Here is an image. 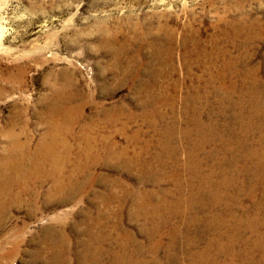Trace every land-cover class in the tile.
Instances as JSON below:
<instances>
[{"label": "rangeland", "instance_id": "obj_1", "mask_svg": "<svg viewBox=\"0 0 264 264\" xmlns=\"http://www.w3.org/2000/svg\"><path fill=\"white\" fill-rule=\"evenodd\" d=\"M231 24L245 30L235 33ZM229 63L237 74L223 72ZM247 80L264 94V0H0V264H50L54 254L57 264H84L79 256L89 247L116 251L127 261L196 264L210 240L201 224L223 216L224 207L208 204L195 220L184 213L189 183L202 184L187 166L190 148L205 177L223 162L222 149L233 147L214 139L200 147L196 112L201 109L202 122L212 124L207 113L214 111L222 126L235 116L230 104L241 100L248 114L251 106L241 96L252 92L242 86ZM223 87L227 94L219 91ZM221 96L226 102L218 106ZM222 110L224 116L217 114ZM258 123L254 137L263 139L264 122ZM215 128L227 134L225 126ZM211 152L218 155L205 160ZM20 157L25 168L14 163ZM158 165L160 187L176 191L171 203L182 204L181 213L152 235L151 216L140 211L136 217L135 199L139 191L159 188L142 183ZM223 172L236 188L235 168L217 169L213 180ZM58 181L61 187H55ZM236 184L244 191L234 216L246 221L254 216L246 196L251 186ZM256 201L264 220V196ZM191 221L189 233L174 243L170 230L185 232ZM263 232L264 225L255 233ZM125 233L134 241L123 240ZM216 234L222 242L233 235L226 227ZM240 237L250 242L255 235ZM125 242L131 253L122 249ZM248 246L240 242L236 252ZM139 250L140 256L133 252ZM219 261L242 259L227 254ZM104 263L113 264L109 258Z\"/></svg>", "mask_w": 264, "mask_h": 264}, {"label": "bare ground", "instance_id": "obj_2", "mask_svg": "<svg viewBox=\"0 0 264 264\" xmlns=\"http://www.w3.org/2000/svg\"><path fill=\"white\" fill-rule=\"evenodd\" d=\"M248 20H250V19H248ZM248 20L246 21V23L249 22ZM238 26L236 27L235 25L231 24V27H229V28L231 30L233 29L234 32H235V30H239V28H240V30H245V28L243 29V27L241 29L240 25H238ZM259 32H261V31H259ZM235 33H237V32H235ZM238 34H239V32H238ZM251 36H252V34H251ZM232 37H233V35H232ZM184 39H185V41H187V40L190 39V37L186 36ZM172 40H173V38H172ZM247 60H248V58H247ZM226 71H232V72L237 74L238 72L236 70V64L235 63L226 64L224 66L223 72H226ZM255 71H256V69H255ZM247 73H248L249 76L253 77V70H252V74H251V71L249 69L247 70ZM246 77H248V76H246ZM254 82H256V81L247 80L242 85L243 87L247 88L248 92L252 91L251 94H249V96H246V95L244 96L243 94L241 95L242 98L244 97L243 98V102L245 101V104L248 103V105L251 106V109L249 110L248 114H245L244 109H243V107L241 105H243L245 107H246V105H244V103H242L241 100H240V103L238 101L237 103L235 102V103L230 104V106H232L233 109L235 110V116L233 118L229 119L230 122H228V123L226 122L225 124L223 123L224 125H222V126H219L213 120V118L216 116V115L214 116V113H212L214 111H212V112L210 111L209 113H207V116H208L207 119L212 124H204L202 122V118L204 117V112H201V109H198L197 112H196L197 116L200 118V120H199L200 123L196 121L197 128H198L199 132L202 134V137L200 139V147L205 146L207 143L210 142L211 139H214L216 141L219 140L221 142V145L233 146L232 148H226L225 147V148L222 149L223 157L220 160H222L223 162L220 164V166H218L216 164L211 166L210 167V172H211L210 175H206L205 177H204V175L201 174L202 173L201 170L204 169V166H203V164H200V162H198L197 159H196L197 158V154H195V147L191 146V148H190V150L193 151V152H191V154H189L190 157L187 160V166L189 168H191L195 174H197L194 179L199 181V183H202V184H200V186L198 188H196V186H194V182H190L189 183L188 190L190 191V197H189V200L187 201V206H188L187 211H184V213H186L187 216H190L191 219L195 220V219H197L195 217L197 216L196 214H197V210L198 209H202L205 212H207V209H208V211H209L208 204L211 207H213V209L211 208L212 210H214V209L216 210L219 206H222V205L224 207V209H223L224 213L222 212V215L224 217L223 216H216V215H218V214H216L215 216H213V217H215L216 221L211 220L205 225L201 224V225L204 226V232H206V234L209 236L208 238H210V240H209L208 247L205 250V252L203 251V252H201V253H199L197 255V258L195 259L196 264H229V263H226V262L222 263V262L219 261V258H221V257H223V256H225L227 254L230 255L231 257L234 256V254L236 256L240 257L242 259V262L240 264H264V232L262 234H260V235H256V233H255L257 231V227L258 226H262L263 227V225H264V220L259 215V210L260 209H258L261 206V204L256 201L261 196H264V138L263 139H261V138L260 139H256L254 137L255 133H254V129H253V127L258 123V120H260L261 122H264V94H262L260 89L256 88V87H259L258 86L259 84L257 85V83L255 84ZM232 85L235 86L236 84H232ZM249 89H250V91H249ZM247 90H245V91H247ZM219 91L222 92L223 94H227L228 90H226V87L225 88L223 87ZM207 101H208V99H207ZM207 101H206V105L208 104ZM185 102L187 103V100H185ZM219 102L220 103H218V106H223L225 104L226 100H225V98H222V96H221V98L219 99ZM188 104H189V101H188ZM208 109H209V106L204 107V109L202 111H204V110L208 111ZM237 109L239 110V113H238ZM223 110L221 111V113L217 112V114H219V115L222 114L221 116H224L225 114H224ZM81 114H79V117H81L80 116ZM245 119L248 120L249 125L244 124V120ZM215 126H217V127L225 126V130H226L227 134H224V133H221L219 131H216ZM260 126L262 127L261 129L264 130V123L261 124ZM184 133H185V136L189 138L190 132L187 131V129H185ZM252 140L258 143V144H256V145L259 146L258 149H255L250 144V142ZM85 151H87V150H85ZM22 155L23 154H21V156ZM88 155L90 156V153ZM217 155L218 154H215L214 152H211L209 154H205V160L213 159ZM92 160H93V158H92ZM131 160H132V158H131ZM93 161H95V160H93ZM152 161H154V160H152ZM23 162H24V159L22 157H20V159H18V164L16 163V161H14V163L16 165L19 166V163H21V164H23L22 168H25ZM161 162H163V161H160V163ZM144 163H145V161H144ZM58 166L60 167V165H56V167H58ZM146 167H147V165H146ZM225 167H228L230 169L231 168H235L236 172L233 175H236V176L239 177V180H240L242 185H244V183L246 181H249V184L251 186V189L246 192L247 193L246 196L249 198V200L251 202H253V206H252L253 211H251V212H252V214H254V216L251 217V215H250L249 219H247L246 221H243L241 219L235 218V216H234V211L236 209H238V206L240 204V194L244 191L243 189L239 188L238 185L236 184L239 180L237 182H235V179H232V183L235 182L234 184L236 185V188H233L230 185L231 182H230V179H228V177H227V175H228L227 172H223L222 173V176L220 177L219 181H215L212 178V174L217 173V169L220 168V171H221ZM37 168H39V167H37ZM139 168H141V166H139ZM144 169H146V168L144 167L143 171H144ZM153 169L154 170H152V172L147 174V177L145 179L143 178L144 181L142 180V183H145V184H146V182L150 183V184L153 183L155 186L156 185L159 186V188L154 189L155 191H150V192L147 191V190L146 191H139L140 196L138 197L139 194H137V199H135V204L138 207V209H135L136 210V217H140V214L138 215V213H140V211L141 212L144 211L143 212V216H144V213H145V215L149 214L151 216V220L150 221L152 222L153 227H152V230L150 232L152 233V235L153 234H160L161 228L163 226L167 225L172 220V218H174L175 216H177V215H179L181 213V204H182L181 203V201H182L181 199H179L175 204L171 203L170 196L174 195V194H177L176 191H175V193H173L172 191H168V190L162 189L160 187V181L157 180L158 179L157 175H158L159 171H162L163 166L162 165H158V166H156V168L154 167ZM11 171H12V169H11ZM23 171H24V169H23ZM37 171H38V169H37ZM247 175H248V178H247ZM9 176H10V174H9ZM60 177H61V175H60ZM3 178L4 177L2 176V179ZM175 180H176V178H175ZM110 181H112V180H110ZM76 185H77V183H76ZM261 185L263 186V188L260 189V190H256V188L258 186H261ZM55 187H61V182L58 181ZM179 191L181 193L182 189H180ZM257 193L260 194L259 197H257L259 195ZM156 195H157V197H156ZM148 199L149 200L150 199H152V200L158 199V202H157L158 204H154L153 203L155 205L154 206L152 203L148 202ZM153 206L155 207V209L150 211V209L153 208ZM156 207H158L157 211H156ZM145 211H148V213L145 212ZM212 213L213 212H210V214L207 217L208 218L209 217L212 218V216H211ZM102 218H104V217H102ZM143 218H145V217H143ZM219 218L221 220H218ZM192 221H191V223L188 222V229L185 232H181V230L179 228H172L170 230L169 233H170V235L173 236L174 243L177 242V239L179 238L180 234H188L189 233V228H191L193 226L192 225L193 224ZM223 227H226L228 230H230V234L229 235L233 234V235L229 236L230 239H228V237H227V241H225V242H222L217 237V234H216L217 230H220ZM144 229H147V228H144ZM246 231H248L249 233H252V234L255 235V238L252 239V241H250V242L245 240L243 237H240V236H243V233H245ZM199 232L203 236V233L201 231H199ZM124 236H126V237L123 238V240L126 239L127 242H129V239H132L134 241V238L132 236H130V234L125 233ZM92 237H94V236H92ZM196 238L199 239L198 236ZM127 242H125V244H121V247L126 252V254L131 251L130 250L131 246L129 247V244ZM240 242L241 243L242 242L243 243H247L249 245L248 249H246L244 251H240V252L237 251L236 252L235 247ZM192 243H194V242L192 240H190L189 244L192 245ZM115 244H116V242H115ZM90 248H92V247H89L85 251L84 255L82 254L83 258L81 256H79L80 260L84 264H105L104 261H105L106 258H109L112 261L113 264H147V262H136V260H134L135 258L133 259V257L130 258L127 261L126 259L123 258L124 257L123 254L117 253L116 251H113V250H111V251L110 250L109 251H104V250L103 251H97L96 249H90ZM140 249H141V247H140ZM159 249H160L159 244H157L156 247L153 248L154 254H156L159 251ZM211 251H212V254H211ZM133 252H135L139 256H140L139 253H142L141 250L133 251ZM257 252L261 254V257L258 260H255L254 259V255ZM137 259H138V256H137ZM57 260H58V256H57V254L56 255L54 254V257L50 260V264H57L58 263ZM154 261L155 260H153V262H151L150 264H158L156 261L155 262Z\"/></svg>", "mask_w": 264, "mask_h": 264}]
</instances>
